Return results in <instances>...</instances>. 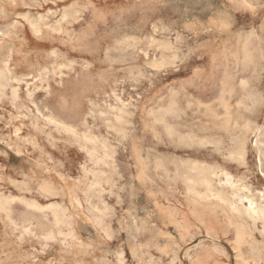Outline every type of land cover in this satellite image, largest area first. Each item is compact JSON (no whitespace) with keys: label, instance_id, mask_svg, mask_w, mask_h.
<instances>
[{"label":"rangeland","instance_id":"rangeland-1","mask_svg":"<svg viewBox=\"0 0 264 264\" xmlns=\"http://www.w3.org/2000/svg\"><path fill=\"white\" fill-rule=\"evenodd\" d=\"M0 71V264H264V0H0Z\"/></svg>","mask_w":264,"mask_h":264},{"label":"bare ground","instance_id":"bare-ground-1","mask_svg":"<svg viewBox=\"0 0 264 264\" xmlns=\"http://www.w3.org/2000/svg\"><path fill=\"white\" fill-rule=\"evenodd\" d=\"M255 1V0H254ZM238 3V2H237ZM243 3V2H242ZM241 3V4H242ZM249 3V2H248ZM240 4V3H239ZM246 4V3H245ZM244 5V3H243ZM242 5V6H243ZM72 6V5H71ZM250 6V5H249ZM248 7V5H247ZM252 7V5H251ZM19 18V17H18ZM61 21V20H60ZM55 23V22H54ZM223 23V22H222ZM30 25V24H29ZM214 25V24H213ZM216 25V24H215ZM31 27H33V29H36V31L38 30V26L35 24L30 25ZM35 34V33H34ZM160 36V35H159ZM143 38V37H142ZM247 38V37H246ZM132 40V39H131ZM118 43V42H117ZM132 44V43H131ZM161 45V44H160ZM132 46V45H131ZM164 46V44H163ZM164 49V48H162ZM169 51H171L169 49ZM174 51V50H173ZM51 52V51H50ZM146 54V53H145ZM6 64V63H5ZM167 64V63H166ZM36 65V64H35ZM84 65V64H83ZM145 65V64H144ZM47 66V65H46ZM6 67V65H5ZM4 67V68H5ZM43 67V66H42ZM61 67V66H60ZM86 67V66H85ZM2 68V67H1ZM56 68V67H55ZM59 68V65H58ZM44 69V68H43ZM2 70V69H1ZM54 70V69H53ZM80 71V70H79ZM1 72V71H0ZM39 72V71H38ZM60 72V70H59ZM44 75V74H43ZM8 76V75H7ZM58 76V75H57ZM2 81V80H1ZM40 81V80H39ZM54 84V82H53ZM25 85V84H24ZM15 88V87H14ZM43 88V87H42ZM15 90V89H14ZM31 90V89H30ZM36 90V89H35ZM32 92V91H31ZM121 93V92H119ZM25 95V94H24ZM27 95V94H26ZM48 96V95H47ZM128 97V96H127ZM22 98V97H21ZM115 98V97H114ZM131 100V99H130ZM117 102V101H116ZM120 102V101H119ZM104 104V103H103ZM114 104V103H113ZM116 105V104H115ZM113 106V105H112ZM119 106V104H118ZM124 106V105H123ZM121 106V107H123ZM34 107V106H33ZM89 107V106H88ZM103 107V105H102ZM90 108V107H89ZM95 108V107H93ZM13 109V108H12ZM23 109V108H22ZM102 109V108H101ZM92 110V109H91ZM120 111V110H119ZM88 112V109H87ZM108 112V111H107ZM115 112V111H114ZM26 113V112H25ZM91 113V112H90ZM120 113V112H119ZM124 113V112H123ZM102 114V113H101ZM109 114V113H108ZM29 115H31L29 113ZM84 115V114H83ZM97 115V114H96ZM104 115V114H103ZM118 115V113H117ZM96 117V116H95ZM106 117V116H105ZM113 117V116H112ZM117 117V116H116ZM116 117L114 119H116ZM119 117V116H118ZM125 117H127L125 115ZM42 118V117H41ZM90 118V117H89ZM43 119V118H42ZM107 119V118H106ZM102 121V120H101ZM125 121V120H124ZM31 122V121H30ZM59 122V121H58ZM91 123V122H90ZM107 124V123H106ZM114 124V123H113ZM55 125V124H54ZM65 126V125H64ZM68 126V125H66ZM132 126V125H131ZM44 127V126H43ZM89 127V126H88ZM87 127V128H88ZM64 128V127H63ZM93 128V127H92ZM235 128V126H234ZM45 129V128H44ZM75 130V129H74ZM84 130V129H83ZM110 130V129H109ZM249 130V129H248ZM14 131V130H13ZM95 133V132H94ZM115 133V132H114ZM50 134V133H49ZM88 134V133H87ZM91 134V133H90ZM59 135V134H58ZM252 135V134H251ZM80 136V135H79ZM92 137V136H91ZM110 137V136H109ZM96 138V137H95ZM106 138V137H105ZM62 139V138H61ZM51 140V139H50ZM71 140V139H70ZM95 141V140H94ZM100 141V140H99ZM86 145V144H85ZM103 146V145H102ZM79 147V146H78ZM100 147V146H99ZM115 147V146H114ZM110 148V147H109ZM95 150V149H94ZM92 150V151H94ZM106 150V148H105ZM83 153V152H82ZM89 153V152H88ZM111 154V153H110ZM235 154L239 157H243L244 155V141H241L240 143H238V147L235 151ZM105 156V155H104ZM104 160V159H103ZM258 160V159H257ZM92 162V161H91ZM101 163V162H100ZM109 164V163H108ZM107 165V164H106ZM79 167V166H78ZM82 167V166H81ZM98 167V166H97ZM83 168V167H82ZM259 169V168H258ZM46 170V169H45ZM194 170H196V179L193 178H188L190 181H196V182H200L201 184H203L206 188V191L209 192V195H216V197H218L219 200L223 199V195L221 192L219 191H215L212 190L211 187V180L209 178V175H211L212 171H208L207 168H202V170L199 172L198 175V167L194 166ZM95 172V171H94ZM81 173V172H80ZM116 173V172H115ZM90 174V173H89ZM103 174V173H102ZM222 174V179L219 180V182L223 183V184H227L230 187H236V189L233 192V201L229 202L232 210H234L233 212L236 211L239 223L236 226V231H235V244L239 247L242 244H244L247 241V238L250 236V233L246 230L245 228V224H246V218L255 221L256 219H261L262 221H264V205L261 204H257L256 201L253 200L252 196H249L246 192H249V188L245 185V184H240L239 186L235 185V182L233 181L231 175L229 173H227L226 171H221ZM94 175V174H93ZM213 175V174H212ZM56 176V175H55ZM100 176V175H99ZM199 176V178H198ZM218 176V175H217ZM120 178V176H118ZM213 177V176H212ZM96 179V178H95ZM3 180V179H2ZM70 180V179H69ZM86 180V179H85ZM84 181V180H83ZM98 181V180H97ZM116 182V181H115ZM218 182V181H216ZM19 183V182H18ZM83 183V182H82ZM117 183V182H116ZM101 185V184H100ZM220 185V184H218ZM40 187V186H39ZM44 188V187H43ZM103 189V188H102ZM46 190V189H45ZM44 190V191H45ZM113 190V189H112ZM27 191V190H26ZM97 191V190H96ZM100 191V190H98ZM246 191V192H245ZM107 192V191H105ZM109 193V192H108ZM115 195V194H114ZM75 196V195H74ZM202 198V197H201ZM212 198V196H211ZM215 197H213L214 199ZM117 199V198H116ZM209 199V198H208ZM216 199V198H215ZM9 200V199H8ZM19 201V200H18ZM94 201V200H93ZM244 201L247 202V206L246 205H241L238 206V203H243ZM21 202V201H20ZM222 202V201H221ZM238 202V203H237ZM1 203V202H0ZM94 204V203H93ZM2 205V204H1ZM48 205V204H47ZM79 205V204H78ZM86 205V204H85ZM30 206V205H29ZM58 206V205H57ZM96 206V205H95ZM100 206V205H99ZM1 207V206H0ZM47 207V206H46ZM45 207V208H46ZM71 207V206H70ZM76 207V206H75ZM80 207V206H79ZM107 207V205H106ZM28 208V207H27ZM101 208V207H100ZM112 208V207H111ZM44 209V208H43ZM42 209V210H43ZM32 210V209H31ZM57 210V208L55 209ZM98 210V209H97ZM107 210V209H106ZM41 211V210H40ZM90 212V211H89ZM112 212V211H111ZM65 213V212H64ZM106 213V212H105ZM7 215V214H6ZM99 215V214H98ZM63 216V215H62ZM70 216V215H69ZM93 216V215H92ZM91 216V217H92ZM246 216V217H245ZM108 217V216H107ZM97 218V217H96ZM56 219V218H55ZM91 219V218H90ZM97 222V221H96ZM264 226V225H263ZM27 228V227H26ZM103 228V227H102ZM97 229V228H96ZM99 229H101L99 227ZM264 230V227H263ZM23 231V230H22ZM119 231V230H118ZM28 232V231H27ZM32 233V232H31ZM100 233V232H99ZM71 234V233H70ZM106 235V234H105ZM19 237V236H18ZM43 237V236H42ZM68 237V236H67ZM51 238V237H50ZM104 238V237H103ZM108 238V237H107ZM72 239V238H71ZM49 240V239H48ZM52 240V239H51ZM62 247V246H61ZM120 248V247H119ZM121 249V248H120ZM123 253V252H122ZM141 253V252H140ZM121 254V253H120ZM117 258V257H116ZM122 260V259H121ZM132 260V259H131ZM33 261V260H32ZM199 263V260H198ZM117 264V263H116Z\"/></svg>","mask_w":264,"mask_h":264}]
</instances>
